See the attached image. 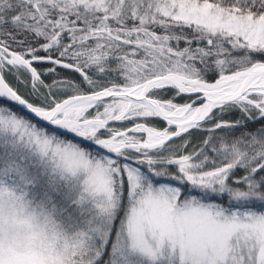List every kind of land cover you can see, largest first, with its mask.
<instances>
[{"label": "snow or ice", "instance_id": "6c2138e0", "mask_svg": "<svg viewBox=\"0 0 264 264\" xmlns=\"http://www.w3.org/2000/svg\"><path fill=\"white\" fill-rule=\"evenodd\" d=\"M0 264H264V0H0Z\"/></svg>", "mask_w": 264, "mask_h": 264}]
</instances>
